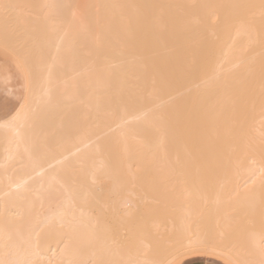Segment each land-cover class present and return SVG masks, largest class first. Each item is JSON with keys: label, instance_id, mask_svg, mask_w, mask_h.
<instances>
[{"label": "bare ground", "instance_id": "obj_1", "mask_svg": "<svg viewBox=\"0 0 264 264\" xmlns=\"http://www.w3.org/2000/svg\"><path fill=\"white\" fill-rule=\"evenodd\" d=\"M21 1L0 0L19 26L0 21V48L26 82L0 120V264H264V0ZM135 159L216 187L168 189L173 219L139 207L150 231L122 239L105 226L136 214L116 175Z\"/></svg>", "mask_w": 264, "mask_h": 264}, {"label": "rangeland", "instance_id": "obj_2", "mask_svg": "<svg viewBox=\"0 0 264 264\" xmlns=\"http://www.w3.org/2000/svg\"><path fill=\"white\" fill-rule=\"evenodd\" d=\"M23 1H25V0H22L21 2H23ZM32 1L33 0H26L25 3H23V6L21 5V2H19V4L22 7H24V9H27L28 6L31 7L30 4L34 5V4L37 3L36 0H35L36 3L33 2L34 4L32 3ZM27 2L30 3V4H28ZM25 6H26V8H25ZM30 7H28V9ZM23 12H25L24 13V17L26 19H28V18H30V19L34 18V16L32 17L33 14L31 12H27L25 10ZM1 14L2 13L0 12V21H2V24H5L4 27H7V28L12 29V30L19 29V26H17V25L14 26L12 23H10L11 20H13L12 19V17H13L12 14L7 13V12L3 13V16ZM63 14L67 15V14H69V11H64ZM24 17H21V18H24ZM182 162H184V161H182ZM126 163H129V162L123 161V162H120L119 165L122 166V165H125ZM185 163H191V164L209 163V164H213V162L198 161L197 159L194 160V161H187ZM111 164H114V162H112ZM116 164H118V163H116ZM149 164H151V161H145V160H137V159H135V160L130 161V167H131V170H132L133 173H129V172L126 173V172H123L122 170H119L116 173L117 178L121 181V188H120L121 194L122 195H129V196H131L132 199H134V203L138 206V208L136 209V214H135L134 218L133 219H130L131 221H129V223L126 224L125 226H122V225L121 226H118L117 225L118 227H116L115 225L107 224L105 226V229L110 234H113V235L116 234V235L120 236L122 239H132L133 237L137 236L138 230L140 228L150 231V229H151V226H150V222H151L150 216H148V215L141 216V219H139L140 218L139 213H138L139 207H141V209L143 211L148 212V211H151L156 206L155 207L156 210H155V208L153 209V210H155L153 220L159 221V222H162V223H164V222L167 223V222L171 221L173 219L172 218V216H173L172 214L173 213L175 214V211L176 210H175L174 207H171L174 212H172V210L170 211L171 208L168 207V206H166V204L168 205L169 203H166L167 201L166 202L164 201V198H165V195L164 194H166V191L168 189H169L168 190L169 192H167L168 194L166 195L167 196V198H165L166 200L169 199L168 196L170 198H173V196H174V199H175L176 198L175 194L178 195L177 198L179 199V198L182 197V195H179L177 192L179 191V193H181L183 191V190H181L183 188L180 187L181 182L182 183L184 182V184H186L189 181L188 179H190V181L193 184L191 182H189V183H191V185H194V187L196 186L195 189L198 188L197 186H199V187L201 186V188H202V187H204L206 185L204 187L205 188L204 190H208V189L211 190L210 186L213 187V184H214L213 182H215L217 180V177H216L217 175L216 174L214 176L213 173H210L205 178L204 176H206V174H204V175L203 174H200L199 171H193V173L190 174V178H189V174H185V176L183 174V179L184 180H185V178L186 179L188 178L187 179L188 181H186V182L183 181V180L180 181V179H182V178L177 179L178 181H176V178H173V177H172L173 179L171 178L172 175L171 176H168L170 178H166L167 177L166 176L165 178L162 177L161 178L162 180H159V179H157L159 177L157 176L155 170ZM180 176L182 177V173H181ZM174 177H177V175L176 176L174 175ZM168 179L174 180V182L172 181L173 183H171L172 185H170L171 186L170 187L171 190H172V187H174V185L175 186L177 185L176 188L174 189V192L172 191L174 193L173 195H170V194H172L170 192L171 191L170 188H167L166 189V186L170 184V183L169 184L166 183V182H169V181H167ZM158 180L161 181V182H159ZM130 181H135V183L131 185ZM179 181H180V183L176 184ZM110 182H111V179L109 177H102L99 180V183H100V185L102 187L101 198L104 201H108V199H109L107 188H109V186H111V183ZM189 183L186 186H188ZM191 185H189V186H191ZM214 185L215 186L213 187V189L216 187V183ZM129 186H133L134 189L137 190L135 195H131L129 192H125V189H127ZM183 186L186 187L185 185H183ZM149 190L152 191V192H150ZM197 190H199V188ZM143 191L148 192L149 195H152L156 199L154 200V198L152 196H150L151 197V199H150L148 193H145L146 194L145 196L148 198L147 200H145L144 199L145 197H143L144 196L143 195ZM201 191H202V189H201ZM209 192H211V191H209ZM157 198L159 200H157ZM149 199H150V201H148ZM152 201H155L156 203L155 202H152ZM170 201L171 200L169 199V202ZM152 205H153V207H152ZM92 213L95 216H98V211H97L96 208H92ZM170 214H171V219L169 218L170 220H168L167 217H169ZM123 216H124L123 213H119V219H120V221L123 220V218H124ZM137 217H139V218H137ZM144 217H146V219ZM163 235L161 237H163ZM153 236L154 235L150 234V237H153Z\"/></svg>", "mask_w": 264, "mask_h": 264}, {"label": "crops", "instance_id": "obj_3", "mask_svg": "<svg viewBox=\"0 0 264 264\" xmlns=\"http://www.w3.org/2000/svg\"><path fill=\"white\" fill-rule=\"evenodd\" d=\"M25 88V76L20 63L10 52L0 48V120L10 116L18 108L23 100ZM171 264L230 263L211 254L194 253L182 256Z\"/></svg>", "mask_w": 264, "mask_h": 264}]
</instances>
